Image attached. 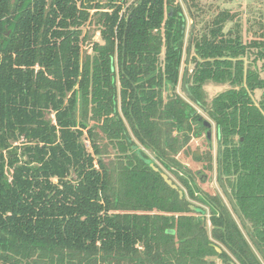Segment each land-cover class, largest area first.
<instances>
[{
	"label": "trees",
	"instance_id": "1",
	"mask_svg": "<svg viewBox=\"0 0 264 264\" xmlns=\"http://www.w3.org/2000/svg\"><path fill=\"white\" fill-rule=\"evenodd\" d=\"M122 2L0 0V264L234 263L219 243L240 264H264V26L245 41L219 17L196 41L188 77L258 257L217 196L184 178L181 199L133 141L181 170L177 154L204 136L192 155L213 170L205 120L177 93L182 10L138 0L124 15ZM95 33L101 42L83 55ZM208 84L228 89L209 102ZM190 200L210 207L211 233Z\"/></svg>",
	"mask_w": 264,
	"mask_h": 264
},
{
	"label": "rangeland",
	"instance_id": "2",
	"mask_svg": "<svg viewBox=\"0 0 264 264\" xmlns=\"http://www.w3.org/2000/svg\"><path fill=\"white\" fill-rule=\"evenodd\" d=\"M138 0H128V2H122L123 5V12L122 14L126 15L129 10L137 4ZM175 8H180L185 16L187 26H186V32H185V38H184V53H183V59H182V66L180 70V81L177 86V93L179 96H181L186 102L191 104L195 110L197 111V114L202 116V118L205 121H209L212 123V155H213V170L209 174L202 173L205 171L204 163L200 162V164H197L195 161L194 156L192 155V152L199 148H204V140L205 137L203 136L201 139L203 140V145L201 144L200 140L198 138L194 137V139L191 140L189 143L191 151H187L188 154H186L183 151H180L177 154V159L179 160L180 164L183 166V168L177 169V168H167L165 165L162 164V162L157 158L156 154L144 147L132 134L131 129V135L133 138V141L137 144V147L142 150L147 156L150 157L151 160L154 161V163L158 166L157 168L160 169L164 174H167L170 179H172L179 188L185 192V194L188 195V191L184 187L182 181L180 179H189L192 178L196 184L199 186L202 192H207L210 194H213L214 196H217L221 202L229 209V211L232 212L233 216L236 217V214L234 213L230 200L227 198V195L225 194L223 188L219 184V179L217 177V160H218V147H219V140L217 137V130L215 123L209 118V116L205 113L204 110L199 108L197 105L192 103L190 98L183 92L182 85H183V79L186 72H188V77L191 75L194 65L193 60L196 56L195 53V43L199 38H201L204 35H208L209 31L215 27V21L223 16L224 14H229L231 19H228V21L224 24V33L228 32L229 30L235 31V33L238 34V31L241 30L242 37L245 41L252 40L257 38L260 35V32L262 30V27L264 26V0H176ZM93 13V12H92ZM90 33L91 32V26L87 25L84 28V33ZM93 33V29H92ZM101 42L100 40V34L95 33L92 41H88L87 44L83 45V55L85 53L91 54L92 52V46L93 42ZM246 64H249V60L245 61ZM209 102L213 99L214 96L218 95L220 92H223L228 89V86H221V85H215V84H208L204 87ZM256 102L257 99H255ZM77 117L78 119H81V111L80 108L77 110ZM92 126V125H91ZM129 126V125H128ZM202 145V146H201ZM110 158L114 157L115 152L109 151ZM110 162V161H108ZM193 172L195 171V175L189 173L190 176H187L184 171L190 170ZM178 172L179 174H177ZM208 176V180L207 177ZM185 180V179H184ZM203 181V182H202ZM56 182V181H55ZM198 198V197H196ZM193 206L199 207L202 210L205 211V224L206 227L211 233V224H210V207L206 204H202L199 200H190ZM237 218V217H236ZM237 220V219H236ZM238 225L240 226L241 231L244 233L245 237H247V234L245 232V228H243L237 220ZM219 247L221 250L227 251L228 255L233 259L234 264H240L236 258L232 256V254L226 249V247L219 243ZM252 249L256 253V256H260L259 252L256 250V248L252 244ZM219 253V252H218ZM215 262V264H223V261L219 259L218 257L212 258Z\"/></svg>",
	"mask_w": 264,
	"mask_h": 264
},
{
	"label": "water",
	"instance_id": "3",
	"mask_svg": "<svg viewBox=\"0 0 264 264\" xmlns=\"http://www.w3.org/2000/svg\"><path fill=\"white\" fill-rule=\"evenodd\" d=\"M182 89H183V92L190 98L191 97V93H190V87H189V84H188V72L185 73L184 75V79H183V85H182ZM171 92V91H170ZM172 93V92H171ZM204 124L205 126L208 128V133H207V137H208V140L212 141V123L209 122V121H204ZM219 151H220V146H219ZM147 163L150 164V166L153 168V170L157 173H160L161 174V177L163 178V180L165 181V183L170 186L172 189L176 190L178 193H179V196L181 199H183L184 197V191H182L179 186L172 180L169 178V176L167 174H164L163 172L160 171V169H158L154 163H152L151 161L149 160H146ZM220 186L223 188L225 194L227 195V197L229 198L231 204L232 203V199L230 197V195L228 194L227 190H226V187L224 185V182L222 180H220ZM234 206V205H233ZM190 209L197 212V213H200L203 215L202 217V221H203V226L205 225V212H203L201 209H198L196 208L195 206L191 205L190 206ZM234 209L236 210V213L239 217V219L241 220V223L243 224V226L246 228V231L247 233L249 234L250 238L252 239V241L254 242L255 246L258 248L259 252L262 254V251H261V248L260 246L258 245L257 241L252 237V234H251V230L246 227V224L240 214V212L238 211V209L234 206ZM216 250L221 253L222 250L218 247H216ZM234 264V263H232Z\"/></svg>",
	"mask_w": 264,
	"mask_h": 264
},
{
	"label": "flooded vegetation",
	"instance_id": "4",
	"mask_svg": "<svg viewBox=\"0 0 264 264\" xmlns=\"http://www.w3.org/2000/svg\"><path fill=\"white\" fill-rule=\"evenodd\" d=\"M205 125V124H204ZM207 128V127H206ZM208 129V128H207ZM207 133H208V131H207ZM208 138V137H207ZM218 156H219V147H218ZM217 166H218V160H217ZM217 172H218V167H217ZM207 177V176H206ZM217 177H218V179H219V182H220V180H222L221 178H220V175H219V172H218V174H217ZM206 180H208V177H207V179ZM223 181V180H222ZM203 182V181H202ZM220 184V183H219ZM231 207H232V205H231ZM232 209H233V207H232ZM231 212V211H230ZM235 213V212H234ZM231 214H232V212H231ZM232 216H233V214H232ZM234 218H235V220L237 219L235 216H233ZM238 220V219H237ZM237 220H236V222H237ZM245 232H246V230H245ZM244 234V233H243ZM246 234H247V232H246ZM245 236V235H244ZM246 239L249 241V243L252 245V242L250 241V239H249V237L247 236L246 237ZM222 253V252H221ZM260 257V256H259Z\"/></svg>",
	"mask_w": 264,
	"mask_h": 264
}]
</instances>
